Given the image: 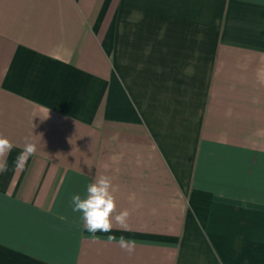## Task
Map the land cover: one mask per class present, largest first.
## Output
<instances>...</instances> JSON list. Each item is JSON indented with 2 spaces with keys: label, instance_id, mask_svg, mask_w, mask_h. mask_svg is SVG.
<instances>
[{
  "label": "crops",
  "instance_id": "0c3cea01",
  "mask_svg": "<svg viewBox=\"0 0 264 264\" xmlns=\"http://www.w3.org/2000/svg\"><path fill=\"white\" fill-rule=\"evenodd\" d=\"M0 134V264H264V0H0Z\"/></svg>",
  "mask_w": 264,
  "mask_h": 264
},
{
  "label": "clouds",
  "instance_id": "9594fccd",
  "mask_svg": "<svg viewBox=\"0 0 264 264\" xmlns=\"http://www.w3.org/2000/svg\"><path fill=\"white\" fill-rule=\"evenodd\" d=\"M16 147L8 137L0 134V174L9 170L8 156ZM36 152V143L25 137L22 150L12 162L13 169L23 171L29 158ZM71 204L72 211L81 214L84 230L93 238H96L97 233H111L114 226H118L122 231L129 230L130 212L128 209L117 211L113 181L108 175L98 173L93 182L87 185L83 196L77 194L72 197ZM107 239L109 242H118L121 249L129 254L135 251L136 242L133 239L124 236L117 238L114 235H108Z\"/></svg>",
  "mask_w": 264,
  "mask_h": 264
}]
</instances>
